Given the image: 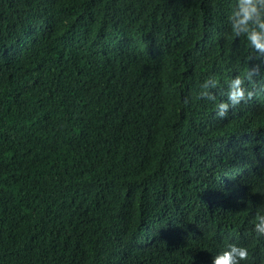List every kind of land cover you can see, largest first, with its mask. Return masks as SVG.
Segmentation results:
<instances>
[{
  "label": "trees",
  "instance_id": "16d2710c",
  "mask_svg": "<svg viewBox=\"0 0 264 264\" xmlns=\"http://www.w3.org/2000/svg\"><path fill=\"white\" fill-rule=\"evenodd\" d=\"M234 4L0 0V264H264V91L197 95L254 62Z\"/></svg>",
  "mask_w": 264,
  "mask_h": 264
},
{
  "label": "clouds",
  "instance_id": "9594fccd",
  "mask_svg": "<svg viewBox=\"0 0 264 264\" xmlns=\"http://www.w3.org/2000/svg\"><path fill=\"white\" fill-rule=\"evenodd\" d=\"M227 21L230 34L246 40L250 50L247 60L254 62L248 64L243 76L237 74L227 81V89L222 93L225 99L219 102H216V95L211 91L217 86L216 78L209 76L201 83L198 97L213 101L215 114L220 118L225 117L230 109H234L241 102L264 91V78L253 87L244 86L245 80L251 82L256 77H264V0H235ZM188 102V98H185L184 103ZM260 209L252 230L258 237H264V204L260 205ZM248 255L247 247L229 243L223 250L212 255L211 264H242Z\"/></svg>",
  "mask_w": 264,
  "mask_h": 264
}]
</instances>
